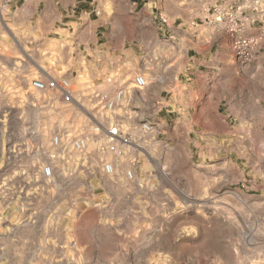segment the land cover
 Wrapping results in <instances>:
<instances>
[{
  "label": "rangeland",
  "instance_id": "374dc122",
  "mask_svg": "<svg viewBox=\"0 0 264 264\" xmlns=\"http://www.w3.org/2000/svg\"><path fill=\"white\" fill-rule=\"evenodd\" d=\"M157 1L0 0V57L14 55L22 70L19 95L6 97L0 90V264H97L99 258L111 264L122 259L121 252H131L132 259L135 252L157 254L154 264L162 262L159 252H212L213 264H264V182L259 177L264 172V110L238 106L240 110L230 115L240 122L233 120L227 132L246 143L234 145L239 155L233 156L232 180L225 181L217 173L215 207L209 210L208 195L193 193L200 181L188 159L199 132L222 131L215 127L213 106L216 91L224 90L226 83L219 77L211 80L208 72L200 73L187 96H176L179 112L169 105L175 97L168 85L171 81L162 83L155 72L146 73L142 59L138 58L132 75L118 80L114 73L102 76L97 55L103 49L148 43V34L157 24L156 18L151 21L148 3ZM158 9H153V16ZM50 13L57 16V29L62 22L73 21L75 32L85 31L84 40L68 48L57 41L55 48L54 38L61 36L47 29ZM66 58L68 64L61 63ZM242 72H256V66H245ZM139 73L148 78L144 90L134 87ZM60 76L71 80L75 102L65 103L60 94L38 92L31 85L36 78ZM169 76L175 78L171 69ZM119 87L125 89V98L115 113L136 140L121 158L111 152L100 154L105 134L94 132L96 124L107 127L112 120L103 104ZM247 87L256 89V82H248ZM183 115L189 126L170 140V131ZM196 120L207 128L193 127ZM146 122L159 124L157 131L142 133ZM85 134L92 136L87 155L73 147L74 139ZM55 137H59L58 145ZM104 161L112 162L123 175L133 170L143 183L137 185L139 203L128 210L124 206L129 203L125 199L129 183L110 182L108 191L115 206L110 208L106 202L110 197L97 200L106 202L113 214L112 228L106 231L98 229V222L108 219L107 210L86 200L95 190L83 175L101 170ZM46 165L54 169L52 178L43 174ZM150 172V178L144 176ZM148 179L155 183L151 189ZM166 190L184 201L181 224L175 210L161 208ZM129 217L133 225L126 230Z\"/></svg>",
  "mask_w": 264,
  "mask_h": 264
},
{
  "label": "crops",
  "instance_id": "0c3cea01",
  "mask_svg": "<svg viewBox=\"0 0 264 264\" xmlns=\"http://www.w3.org/2000/svg\"><path fill=\"white\" fill-rule=\"evenodd\" d=\"M252 1L158 0L156 3H148L149 11H151V21L153 18H156V16L152 15L153 9L158 7L168 16L170 26L164 27L156 18L155 23L157 22L158 25L156 24L153 30L149 32L148 43L142 44L140 42H134L133 44H129L128 47L119 48L118 50H111L109 46H106L107 49H103L102 54L97 55L99 60L98 66L100 64L102 66V76L114 73L118 79L124 77L125 74H134L137 71L138 58L144 60V71L146 73L152 74L155 72L157 74L156 77L162 83H169L171 81L168 85L171 86L173 90L172 96L175 97L170 98L169 105L179 112L181 111V105L177 101L176 96H187L188 90L198 82L200 73L208 72L211 80L219 77L218 80L226 83L224 90L216 91L218 100L213 106L216 120L215 125H218L215 127H220L222 131L219 133L213 131L199 132L197 136L198 140H196L195 144L196 149L188 159V164L192 168L191 170L200 181L199 188L194 189L193 193L196 196L202 194L205 196L208 195L209 210L215 207L217 173L220 172L221 175L223 174L225 181L232 180V170L234 167L233 156L234 153L239 155V149L234 147V145L246 143L245 139L233 137L227 132L233 120L234 124L240 122L236 115H233V119L229 118L230 115L233 112H238L240 110L239 107L245 110L250 106H254L264 110V11L259 12V8H256ZM241 2H246L249 7L245 9L246 15L256 18L248 33L257 38L258 43L255 46L256 53L249 59L236 57L231 45L232 41L230 36L214 24L213 15L209 10L210 6L219 3L231 5ZM254 9H257V11ZM246 19L248 20L247 17ZM45 23L47 24L48 31L55 30L61 36V38H54L53 45H55V48L58 45L57 41L64 42L68 48V45H72L73 42L77 40L81 42L85 38V31H74L73 21L68 23L62 22V26L57 29V16L55 13L48 14ZM18 62V58L14 55L0 57V90L3 96L15 97L19 95L18 86L22 70L19 69ZM61 63L68 64V58ZM248 65H255L256 72L243 73L242 69ZM221 68H229L230 70H234V72L223 74L220 71ZM105 69H108L110 72H106ZM170 69L175 74V78L169 76ZM189 70L194 72L193 81L188 80L187 72ZM101 82L105 83V77H103ZM248 82H256L257 88L252 89L247 87ZM213 85H216V81ZM193 123V127H195L194 125H198L202 129L207 128L202 124L201 120H196ZM174 125L173 132H175L170 131V140L180 134L183 128L189 126L186 122L185 115L178 117ZM164 129L168 130V126ZM83 175L90 178L87 182L95 190L87 194L86 200L93 202L92 204L95 207L97 206L107 210L104 212V216L108 219L104 222H98V229L106 231L112 228L111 225L114 220L113 214H109L112 212L108 211L109 207L106 205V202H108L110 203V208L115 206V201H113L110 194L111 192L109 193L108 191L111 185L110 182L116 184L120 182L122 185L129 183V189L125 192V199L129 203H126L124 206L128 210L135 208L140 201L137 185H142L143 183L138 181L140 179L138 173L137 177L132 181L127 178L124 180L123 176L125 175L120 174V172H117V175L111 177L106 176L102 170L88 171ZM152 175V172L144 174L148 178ZM259 177L264 182V172L259 174ZM66 184L67 182L64 185ZM154 186L155 183H151L148 179V188L150 187L149 189H151ZM103 194L104 196H102ZM147 194V203L149 205V190ZM165 195L166 198L159 202L161 208L175 210L178 223L181 224V219H184V201L179 200V198L168 190H166ZM261 196L264 201V191ZM109 197L110 200L106 202L102 201L101 203L100 200H107ZM98 199H100L99 202L97 201ZM148 219L151 218L148 217ZM124 225H126V230H130L131 225H133L130 217L127 218ZM98 253L99 255L97 256L99 258L101 255L100 252ZM109 253L112 256L113 252ZM121 253L122 259L120 261L114 260L116 263L113 262L111 264H154V259L152 258L153 256H157V254L153 255L151 252H141L139 255L135 252L133 254L134 258L132 259L131 255L128 254L131 252ZM211 253L208 252L207 255L205 252H193V254L159 252V257L162 261L160 264H213L210 260ZM107 255L109 256V254ZM206 256H209L208 259ZM97 264L106 263L99 258Z\"/></svg>",
  "mask_w": 264,
  "mask_h": 264
},
{
  "label": "built area",
  "instance_id": "2783aa9c",
  "mask_svg": "<svg viewBox=\"0 0 264 264\" xmlns=\"http://www.w3.org/2000/svg\"><path fill=\"white\" fill-rule=\"evenodd\" d=\"M252 3L256 8H259V12L264 11V0H253ZM263 4V6H262ZM249 8L246 2L237 4H225L219 3L210 6L209 10L213 15V21L220 30L225 31L231 38L232 48L237 58L249 59L253 56L255 46L258 43V39L249 35V29L256 21L255 17L246 15L245 9ZM261 8V9H260ZM257 11V9H254ZM248 18V20L246 19ZM156 18L161 22L164 27L170 26L168 16L163 10L158 9L156 12ZM188 80L193 81L194 72L189 70ZM118 80V78H117ZM134 87L138 90H144L149 86L148 78L142 74H136L134 77ZM32 87L38 92H50L52 94H60L62 100L65 103L75 102L74 89L71 80L68 77H47L44 79H33L31 82ZM125 98V89L118 88L113 98L104 102L103 107L110 111L113 115L112 120L109 118V125L106 127L103 124H96L94 126V132H104L105 137L101 139L99 143L98 152L104 154L105 152H111L115 157L121 158L126 152L136 145L134 136L126 132L115 113L119 108V104ZM119 105V106H118ZM159 124L146 122L141 125V132L144 134H153L157 131ZM92 136L85 134L74 139L73 147L78 152L87 155L89 154V147ZM105 139V142H104ZM60 142L59 137L54 138V144L58 145ZM106 176L117 175V169L114 164L109 161L103 162L101 169ZM43 174L47 178L54 176V169L51 165H46L43 168ZM128 180L136 178V174L133 170H128L125 174Z\"/></svg>",
  "mask_w": 264,
  "mask_h": 264
}]
</instances>
